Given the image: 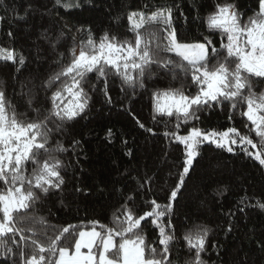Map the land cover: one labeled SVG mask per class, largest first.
Segmentation results:
<instances>
[{
  "label": "trees",
  "instance_id": "obj_1",
  "mask_svg": "<svg viewBox=\"0 0 264 264\" xmlns=\"http://www.w3.org/2000/svg\"><path fill=\"white\" fill-rule=\"evenodd\" d=\"M65 2L68 0H61V4L56 0H0V48L13 51L17 57L16 61L0 59V89L20 120L29 122L47 115L52 107L50 98L63 81L51 86L45 82L70 62L73 47L78 54L89 30L97 41L105 33L121 41L131 40L128 14H151L164 7L172 9L178 40L193 42L208 37L219 48L220 33L210 30L206 23L217 5L234 4L244 20L258 10V0H79V7L69 9L63 7ZM20 55L25 58L23 65L18 62ZM167 56L175 58L160 53V59ZM223 56L212 58L210 66ZM143 83L142 88H132L109 74L108 102L104 79L88 74L83 85L89 97L87 107L74 120L53 130L49 139L50 148L60 144L65 149L52 152L62 162L64 183L47 194L37 193L39 200L27 213L44 218L46 224L26 222L19 225L21 228L36 227L41 233L47 229L52 236L69 225L77 226L74 231L78 232L97 221L100 230V225L115 227L114 215L121 216L123 208L139 217L151 211L153 200L162 206L168 204L167 197L179 181L186 155L184 145L165 132L186 135L193 127L202 131L236 128L257 145H246L250 153L264 151L251 122L242 115L245 105L238 103L233 109L231 102L216 103L197 112V120L181 123L176 129L175 117L154 112L153 93L171 88L194 95L197 89L191 79L183 74L174 79L154 65ZM251 84L256 94L264 93V78L252 77ZM48 127L53 128V124ZM232 147L229 152L208 141L198 146L185 182L171 201V212L162 221L166 225L170 221L175 236L170 247L173 264H185L193 258L194 251L188 249L183 237L197 226L208 229L201 253L205 264H264V208L260 207L264 204V165L242 151L239 143ZM33 167L28 163L25 174L30 176ZM141 224L146 243L159 251V228L151 218ZM36 238L47 242L43 235ZM15 239L19 241L20 234ZM71 242L73 236L66 235L60 246L70 247ZM22 245V241L16 244L9 238L7 246L0 247V264H21ZM26 255H31L30 249Z\"/></svg>",
  "mask_w": 264,
  "mask_h": 264
},
{
  "label": "snow or ice",
  "instance_id": "obj_2",
  "mask_svg": "<svg viewBox=\"0 0 264 264\" xmlns=\"http://www.w3.org/2000/svg\"><path fill=\"white\" fill-rule=\"evenodd\" d=\"M61 4V0H56ZM79 0L63 3L65 9L79 7ZM243 13L234 4L217 5L216 11L206 20L207 27L221 35L220 47L217 48L208 37L193 42L178 40L176 29L172 25V9L160 7L151 14L132 11L128 14L131 40H119L105 33L97 41L89 30L88 38L70 50L71 59L67 65L45 82L51 86L63 81L53 92L51 109L42 119L26 122L17 117L15 107L6 99L5 91L0 89V247H6L8 239L12 243L23 245L20 248L21 264H173L170 247L175 240L170 221L162 223L172 209L174 201L185 182L194 158L198 155V146L205 141L215 143L217 147L232 152V145L239 143L242 151L254 155L264 165V151L250 153L246 145H257L249 136L242 135L236 128L225 131H202L193 127L186 135L178 131L165 132V136L182 143L186 159L179 181L167 197L169 203L160 205L155 200L150 202L151 211L136 217L130 209H121V216H115V227H106L99 222H91V227L78 232L77 226L69 225L56 230L59 234L48 236L47 229L42 233L36 227L24 229L19 225L32 223L45 225L44 218L28 216L33 205L39 200L37 193L47 194L51 189H60L64 183L61 175L62 162L52 155L53 151H65L57 144L49 147L53 130H59L65 121H72L84 112L88 105V94L83 85L89 73L105 81L104 94L108 102L107 78L109 74L118 76L122 84L135 88L144 87V78L151 74L155 65L175 79L183 74L190 78L197 89L194 95H187L182 89L158 90L153 93V107L156 114L175 117L176 129L181 123L197 120V112L216 103L231 102L233 109L237 104L246 106L242 115L251 122L255 134L260 138L264 149V93L256 94L252 90V77L264 78V0H258V10L243 19ZM160 26L156 31L150 28ZM173 54L160 59V53ZM224 53L223 59L212 58ZM62 56V54H61ZM0 59L16 61L11 50L0 48ZM23 65L25 58L18 57ZM65 93L67 95H65ZM247 93V94H245ZM29 105L31 100L28 101ZM11 109V113H9ZM39 116V109L36 110ZM155 119V117H154ZM53 128H49V124ZM140 127H144L142 124ZM148 131H152L148 129ZM109 135L111 131L109 130ZM43 154V159L41 158ZM34 165L31 175H26V165ZM264 208V204L260 205ZM151 218V223L159 228V251L146 243L141 234V222ZM29 232L30 236L23 233ZM20 234L17 241L15 237ZM45 237L46 243L36 238ZM66 235L73 236L71 246H60ZM208 229L197 226L183 237L188 249L194 251L192 259L185 264H205L201 253L205 250ZM31 255H26L27 250ZM11 252L12 249L8 248Z\"/></svg>",
  "mask_w": 264,
  "mask_h": 264
},
{
  "label": "rangeland",
  "instance_id": "obj_3",
  "mask_svg": "<svg viewBox=\"0 0 264 264\" xmlns=\"http://www.w3.org/2000/svg\"><path fill=\"white\" fill-rule=\"evenodd\" d=\"M208 142H210V141H208ZM182 144V143H181ZM215 144V143H214ZM97 230H99V229H97Z\"/></svg>",
  "mask_w": 264,
  "mask_h": 264
}]
</instances>
